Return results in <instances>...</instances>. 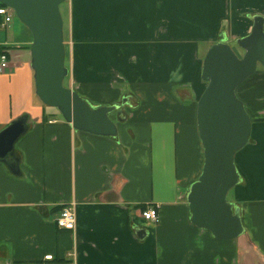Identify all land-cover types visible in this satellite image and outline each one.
Segmentation results:
<instances>
[{"label": "crops", "instance_id": "1", "mask_svg": "<svg viewBox=\"0 0 264 264\" xmlns=\"http://www.w3.org/2000/svg\"><path fill=\"white\" fill-rule=\"evenodd\" d=\"M65 2V87L92 107L118 105L110 115L116 135L76 130L42 104L30 31L15 14L0 26L8 56L0 131L19 117L26 126L13 156L0 161V264H264L261 66L237 94L251 131L234 156L239 182L226 197L239 208L242 234L220 240L195 226L186 199L203 165V58L211 45L248 35L252 17H264V0ZM70 204L75 227L61 229L56 218ZM154 205L157 221L144 220Z\"/></svg>", "mask_w": 264, "mask_h": 264}, {"label": "water", "instance_id": "2", "mask_svg": "<svg viewBox=\"0 0 264 264\" xmlns=\"http://www.w3.org/2000/svg\"><path fill=\"white\" fill-rule=\"evenodd\" d=\"M66 0H0L13 9L17 19L32 35L29 47L35 94L42 104L55 108L76 130L115 136L111 121L118 105L92 107L63 85L65 66L63 20L59 6ZM252 29L236 44L238 57L226 43L209 47L201 79L206 86L197 101V130L203 151L202 170L187 193L190 221L207 229L216 239L230 240L243 232L239 208L226 199L239 182L234 156L249 140L251 120L235 89L259 64L264 69V17H252ZM25 118L19 117L0 131V161L13 156L14 144L25 132Z\"/></svg>", "mask_w": 264, "mask_h": 264}, {"label": "built area", "instance_id": "3", "mask_svg": "<svg viewBox=\"0 0 264 264\" xmlns=\"http://www.w3.org/2000/svg\"><path fill=\"white\" fill-rule=\"evenodd\" d=\"M14 15V11L12 8L8 6H4L0 4V17L2 18L0 22V26L5 28L12 20ZM8 67V56L6 51H0V73ZM158 206H150L144 209L141 213L142 218L146 221L156 222L158 219ZM76 216L74 212V207L72 204L65 205L61 208L56 218V224L59 228L65 230H73L75 227ZM72 254H67V257L70 259ZM45 260H52V255H46L44 257Z\"/></svg>", "mask_w": 264, "mask_h": 264}, {"label": "rangeland", "instance_id": "4", "mask_svg": "<svg viewBox=\"0 0 264 264\" xmlns=\"http://www.w3.org/2000/svg\"><path fill=\"white\" fill-rule=\"evenodd\" d=\"M67 4L66 2L64 1L63 3L60 4L59 6V10H60V13H61V17H62V20H63V41L65 42V40H67V28H68V25H67ZM15 20L16 21H19L15 15ZM231 47L232 49L234 50V52L236 53V55L238 57H241L243 55V50L240 49V47L235 43L233 42V44L231 43ZM67 63V62H66ZM259 65V64H258ZM260 66V65H259ZM69 81H66V79L63 81V85H67ZM67 83V84H66ZM241 90V86L239 85L236 89H235V94L237 96V94L240 92ZM51 110L56 113L57 115L60 116V113L55 109V108H51ZM226 199H229V197L227 196Z\"/></svg>", "mask_w": 264, "mask_h": 264}, {"label": "trees", "instance_id": "5", "mask_svg": "<svg viewBox=\"0 0 264 264\" xmlns=\"http://www.w3.org/2000/svg\"><path fill=\"white\" fill-rule=\"evenodd\" d=\"M237 88V87H236Z\"/></svg>", "mask_w": 264, "mask_h": 264}]
</instances>
